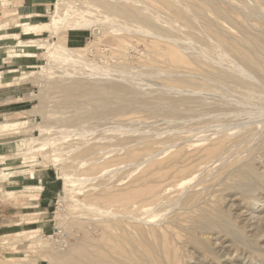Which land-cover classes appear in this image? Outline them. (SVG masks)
Listing matches in <instances>:
<instances>
[{
  "label": "rangeland",
  "instance_id": "rangeland-1",
  "mask_svg": "<svg viewBox=\"0 0 264 264\" xmlns=\"http://www.w3.org/2000/svg\"><path fill=\"white\" fill-rule=\"evenodd\" d=\"M58 4L29 44L0 32V264H264V0H73L55 39Z\"/></svg>",
  "mask_w": 264,
  "mask_h": 264
},
{
  "label": "crops",
  "instance_id": "crops-1",
  "mask_svg": "<svg viewBox=\"0 0 264 264\" xmlns=\"http://www.w3.org/2000/svg\"><path fill=\"white\" fill-rule=\"evenodd\" d=\"M54 0H0V32L3 37H12L15 41L23 40V43L29 44L30 40L39 39V34L31 32V30H24L30 27H38L51 13ZM31 29V28H30ZM45 32V31H44ZM43 33V32H42ZM76 34H72V39H75ZM25 36V37H23ZM69 38H67L68 40ZM78 40V39H77ZM21 42V43H22ZM15 43L14 47L21 48V50H34L37 46H21ZM24 59V61H23ZM18 63L24 62L26 65L31 64V58H18ZM23 179L22 188L26 191H33L38 189L34 204L24 205L23 209L31 208L33 211L23 213L25 217L38 215V222L44 226L45 220L54 199V187L56 186V178L51 172H40V174L21 178ZM32 223V222H28Z\"/></svg>",
  "mask_w": 264,
  "mask_h": 264
},
{
  "label": "bare ground",
  "instance_id": "bare-ground-1",
  "mask_svg": "<svg viewBox=\"0 0 264 264\" xmlns=\"http://www.w3.org/2000/svg\"><path fill=\"white\" fill-rule=\"evenodd\" d=\"M73 0H59V4H58V14H56L53 19H52V22L47 24V28L51 31L53 37L55 38V22L59 19V18H62L63 15L61 14V9L65 6H69L70 3L72 2ZM101 10L102 12L100 13H114L116 15H119L120 18L122 19V17H125L126 19L127 18H141L144 23H145V26L148 27L150 26L151 24V16L150 15H147L145 14V16H143V12L141 10H139V12L136 14H130L129 12H127L125 9L123 8H118V7H115L113 6L112 4L110 3H106L104 4L103 6H101ZM57 10V9H56ZM143 10V9H142ZM96 12H93L94 16H98L100 15V13H98V10H95ZM76 13V12H74ZM118 16V17H119ZM125 20V19H123ZM155 22V21H154ZM157 22V21H156ZM157 25V24H156ZM80 26V24H77V23H71L69 25H66L64 27L61 28V30L59 31L58 34H60V36L63 37V39L66 40L67 38V33H68V30H70V28H73V27H78ZM159 26V25H158ZM151 28V27H150ZM163 28V27H162ZM93 31L96 32L97 28H95V26L92 27ZM161 30V29H160ZM193 30V29H192ZM56 39V38H55ZM54 46H56V41L55 43L53 44ZM85 47H69L68 46V52L66 53H62L60 54V56L58 57V59L64 63H67V64H73L72 62L74 61H78L79 58L77 57V55H80L82 56L83 52L85 51ZM255 55V54H254ZM241 57L245 60H247L253 69H262V60L258 57H250L248 56L246 53H241ZM71 66V65H69ZM84 66V65H83ZM79 67V66H78ZM81 69V68H80ZM84 70V69H83ZM90 70V69H88ZM87 71V70H86ZM136 78V77H135ZM252 78V77H251ZM80 80V79H79ZM238 80V79H237ZM243 80L244 81H248V78L243 76ZM86 82V81H85ZM58 84V83H57ZM64 84V83H63ZM59 85V84H58ZM219 85V84H218ZM256 85V84H255ZM57 86V85H56ZM61 88H62V85H60ZM71 89H77V90H82V91H87V90H98L99 88L96 87V86H93V85H89V84H86V83H78L76 84L75 86L73 87H70V86H66L64 88V90H71ZM214 93V92H213ZM251 108V107H250ZM196 110V109H195ZM207 113V112H206ZM219 113V112H218ZM223 113V112H222ZM241 113V112H240ZM221 115V113H220ZM198 119V118H197ZM258 120V119H257ZM245 121V120H244ZM251 122V121H250ZM239 124V123H237ZM229 126V124L227 125ZM245 139V138H244ZM173 144V143H172ZM64 191H69L71 185H72V180L70 178H67L66 176H64ZM233 206V205H232ZM106 259L103 258V257H91V255L84 251L82 253V259L80 260H72V263L73 264H90L91 262L92 263H106ZM138 264H143V263H138Z\"/></svg>",
  "mask_w": 264,
  "mask_h": 264
}]
</instances>
